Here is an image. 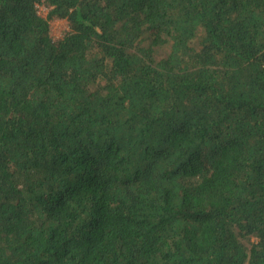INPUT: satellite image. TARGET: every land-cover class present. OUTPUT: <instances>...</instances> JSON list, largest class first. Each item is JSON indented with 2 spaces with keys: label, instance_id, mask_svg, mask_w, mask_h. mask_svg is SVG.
Returning a JSON list of instances; mask_svg holds the SVG:
<instances>
[{
  "label": "trees",
  "instance_id": "1",
  "mask_svg": "<svg viewBox=\"0 0 264 264\" xmlns=\"http://www.w3.org/2000/svg\"><path fill=\"white\" fill-rule=\"evenodd\" d=\"M0 264H264V0H0Z\"/></svg>",
  "mask_w": 264,
  "mask_h": 264
},
{
  "label": "rangeland",
  "instance_id": "2",
  "mask_svg": "<svg viewBox=\"0 0 264 264\" xmlns=\"http://www.w3.org/2000/svg\"><path fill=\"white\" fill-rule=\"evenodd\" d=\"M39 11L43 16H48L49 10L46 6H40ZM51 27L55 39H61L68 30L67 22L59 19L51 21ZM166 50L167 48L163 52Z\"/></svg>",
  "mask_w": 264,
  "mask_h": 264
}]
</instances>
